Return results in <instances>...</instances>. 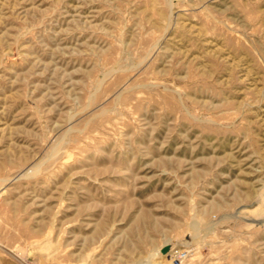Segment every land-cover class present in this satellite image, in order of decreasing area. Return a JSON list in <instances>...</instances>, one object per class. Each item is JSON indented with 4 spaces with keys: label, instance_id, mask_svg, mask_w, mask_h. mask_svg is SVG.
I'll use <instances>...</instances> for the list:
<instances>
[{
    "label": "rangeland",
    "instance_id": "obj_1",
    "mask_svg": "<svg viewBox=\"0 0 264 264\" xmlns=\"http://www.w3.org/2000/svg\"><path fill=\"white\" fill-rule=\"evenodd\" d=\"M263 215L264 0H0L1 248L264 264Z\"/></svg>",
    "mask_w": 264,
    "mask_h": 264
},
{
    "label": "crops",
    "instance_id": "obj_2",
    "mask_svg": "<svg viewBox=\"0 0 264 264\" xmlns=\"http://www.w3.org/2000/svg\"><path fill=\"white\" fill-rule=\"evenodd\" d=\"M0 264H25L21 259L8 253L6 250L0 247ZM36 264H42L38 261Z\"/></svg>",
    "mask_w": 264,
    "mask_h": 264
},
{
    "label": "bare ground",
    "instance_id": "obj_3",
    "mask_svg": "<svg viewBox=\"0 0 264 264\" xmlns=\"http://www.w3.org/2000/svg\"><path fill=\"white\" fill-rule=\"evenodd\" d=\"M260 200H261V199H260ZM257 216H258V215H257ZM263 216H264V215H263ZM257 218H258V217H257ZM253 221H254V220H253ZM255 221H256V222H259L258 219H256ZM255 221H254V222H255ZM261 221H264V218H262ZM167 245H168V244H167ZM170 246H171V245H170ZM168 247H169V246H168ZM168 250H169V249H168ZM169 251L171 252V249H170ZM161 253H162V251H161ZM170 255L173 256V257L175 258V259H174L175 261L179 260V259H177V258H180V255H179V254L176 255V254H172V253H171Z\"/></svg>",
    "mask_w": 264,
    "mask_h": 264
},
{
    "label": "water",
    "instance_id": "obj_4",
    "mask_svg": "<svg viewBox=\"0 0 264 264\" xmlns=\"http://www.w3.org/2000/svg\"><path fill=\"white\" fill-rule=\"evenodd\" d=\"M168 249H169L168 247L163 248V249H162V253L165 254V253L168 251Z\"/></svg>",
    "mask_w": 264,
    "mask_h": 264
}]
</instances>
